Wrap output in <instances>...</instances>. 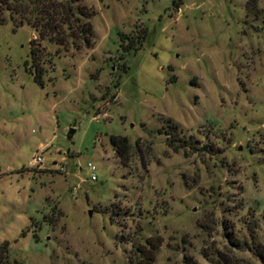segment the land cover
Returning a JSON list of instances; mask_svg holds the SVG:
<instances>
[{"label":"rangeland","instance_id":"obj_1","mask_svg":"<svg viewBox=\"0 0 264 264\" xmlns=\"http://www.w3.org/2000/svg\"><path fill=\"white\" fill-rule=\"evenodd\" d=\"M17 2L13 20L0 3V264L154 246L153 264H264V0ZM50 5L60 33L41 36Z\"/></svg>","mask_w":264,"mask_h":264},{"label":"trees","instance_id":"obj_2","mask_svg":"<svg viewBox=\"0 0 264 264\" xmlns=\"http://www.w3.org/2000/svg\"><path fill=\"white\" fill-rule=\"evenodd\" d=\"M18 0H0V3L5 7V12H7L11 19L13 14H20V15H25V13L27 14L25 9L21 8V3L17 2ZM54 7V8H53ZM58 9V8H57ZM57 9L55 8V6H51L47 7V9H44L43 14L44 16L42 17H46L48 16V18L50 17V14H56ZM66 14V23L67 25H69V21L73 18H76V21L79 22V18H81V16H84L85 13L80 9L77 10V12H74L73 10L70 9V7L68 8L67 12H65ZM86 16V15H85ZM42 19V18H41ZM24 20H28V22L30 23L31 20L30 19H22ZM28 23V24H29ZM51 23V24H50ZM54 20L51 19V17L49 19H46V23L44 24H36L33 25L35 26V28H37L39 34L41 36H44L43 33L44 32H55V33H60L59 32V28L60 26L57 25V22L55 24ZM53 24V25H52ZM51 30V31H49ZM90 26L88 25V23H84L81 25L80 30L78 35H76L77 37H79V39L82 41V43L88 48L90 47L91 43H90ZM74 34H70L69 36H73ZM75 37V36H74ZM129 40V37H126L125 35L123 36V38L121 39L123 42L124 40ZM133 41H130L128 44V46L126 48H130L132 45ZM57 44L61 45L62 42H58ZM125 48V47H124ZM30 53H31V60H32V66L34 67V80L38 85H42V74L43 71L42 69H40L37 65H36V59L37 57V51L35 50L34 47L30 48ZM165 130L164 132H166V135H170L171 133L173 134V132L177 131V126L173 125L172 122L167 119L165 122ZM171 131V132H170ZM189 144V141H186ZM110 144L113 148V151L115 153L116 158L120 159V162L123 165H126V163H128V154L130 152L131 149V145L128 141V139L126 137H122V136H111L110 137ZM157 246L153 247V250H151L150 248H148L149 250L146 252L145 248H140L138 247L136 249L137 253L139 254V256L141 257V260L144 262V264H153L154 263V257H155V253L154 250H156ZM259 257L262 259V261L264 262V253L262 254V251H259Z\"/></svg>","mask_w":264,"mask_h":264},{"label":"built area","instance_id":"obj_3","mask_svg":"<svg viewBox=\"0 0 264 264\" xmlns=\"http://www.w3.org/2000/svg\"><path fill=\"white\" fill-rule=\"evenodd\" d=\"M42 162V157L41 156H37L35 159H34V163H37V164H40ZM87 169L91 172V177L90 179L92 181H94L96 179L95 175H94V166L91 164V163H88L87 164Z\"/></svg>","mask_w":264,"mask_h":264},{"label":"water","instance_id":"obj_4","mask_svg":"<svg viewBox=\"0 0 264 264\" xmlns=\"http://www.w3.org/2000/svg\"><path fill=\"white\" fill-rule=\"evenodd\" d=\"M71 134L73 133V131L70 132Z\"/></svg>","mask_w":264,"mask_h":264}]
</instances>
